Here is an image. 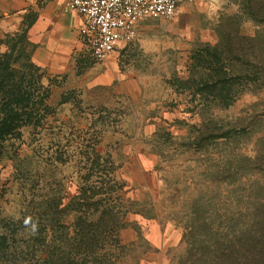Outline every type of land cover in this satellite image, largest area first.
I'll return each instance as SVG.
<instances>
[{
  "label": "rangeland",
  "instance_id": "1",
  "mask_svg": "<svg viewBox=\"0 0 264 264\" xmlns=\"http://www.w3.org/2000/svg\"><path fill=\"white\" fill-rule=\"evenodd\" d=\"M238 28L264 36L243 0H197L172 20L141 22L105 63L87 40L47 68L44 120L0 141V264H44L55 245L68 264H230L214 255L264 230V169L247 160L264 149V91L232 84L246 91L232 103L201 89ZM18 48L24 70L29 49ZM255 54L264 59V46ZM214 124L233 133L198 144ZM110 205L119 221L107 216L97 246L85 245L79 232ZM192 232L205 244L193 254Z\"/></svg>",
  "mask_w": 264,
  "mask_h": 264
},
{
  "label": "trees",
  "instance_id": "2",
  "mask_svg": "<svg viewBox=\"0 0 264 264\" xmlns=\"http://www.w3.org/2000/svg\"><path fill=\"white\" fill-rule=\"evenodd\" d=\"M243 15L247 20L256 23L261 30L263 28L262 32L264 33V0H243ZM27 32L28 29H24L16 37L8 38L5 40L6 50L4 52L0 50V141L16 135L26 124L44 120V114H47L49 110L48 100L50 95L47 90L48 87L43 84L44 74L32 62L30 50L26 55L27 65L24 70L19 69L20 60L14 56L18 52L20 43L25 49H29L27 46ZM2 44L4 42L0 43V48ZM262 46H264V36H261L260 31L255 36H245L238 28L234 35H225L221 40L220 52L217 53L216 59L211 62L215 64L210 73L212 82L203 83L201 91L207 90V95L215 98L224 97L232 103L238 100L239 95L246 92L241 91L239 88H232V84L238 87L244 84L245 87L247 82L255 81L258 89L260 88L258 91H264V59L255 56V53ZM25 49L23 50L26 51ZM201 80L204 81V79ZM203 127H205V132L200 131L197 137L198 144L216 141L233 133L228 131L222 133L216 128L215 124L213 127L208 128V125ZM247 160L256 163V168L264 169V149L259 153L257 151L253 158L247 157ZM83 193L85 191L81 188L76 199H84ZM88 204L84 203L82 206L85 207ZM95 206L102 208V201L97 202ZM98 210L100 209L98 208ZM114 212H116L115 208L110 205L101 211L100 218L92 228L83 226L82 232H79V234L85 245L95 248L97 243L100 242V239L94 233V229H98L96 228L98 223L102 228L110 221L113 225L116 221H119L118 219H112L115 216ZM107 216H109L108 220L111 219L109 222L106 220ZM121 220L123 226H125V213H123L120 222ZM256 220L258 218L255 217L252 222L258 223ZM192 233L191 236L194 242L191 243L193 247L191 254L197 251L196 246H201L202 249L205 248V244L202 243L204 241L199 238V235L196 236L197 232ZM235 238V242H230L232 247H229L226 252L222 251L220 256L214 255L215 259H223L230 262V264H264V230L260 232L259 230L246 231L243 236H236ZM5 241V238H0V245H6ZM64 241L65 239L62 238L61 243H64ZM120 241V235H118L117 242L120 243ZM235 243H239L240 246L235 247ZM57 246L55 245L52 249L49 247L47 256L43 259L44 264H68V257L65 255L60 257ZM191 257L193 256L191 255Z\"/></svg>",
  "mask_w": 264,
  "mask_h": 264
},
{
  "label": "crops",
  "instance_id": "3",
  "mask_svg": "<svg viewBox=\"0 0 264 264\" xmlns=\"http://www.w3.org/2000/svg\"><path fill=\"white\" fill-rule=\"evenodd\" d=\"M65 2L66 0H0V43L4 42L0 50H6L5 40L28 29L31 59L44 74L43 84L48 75L47 68L63 66L73 55L80 56V50L87 48L84 17L76 12L66 13ZM114 54L103 62H96L105 63Z\"/></svg>",
  "mask_w": 264,
  "mask_h": 264
},
{
  "label": "built area",
  "instance_id": "4",
  "mask_svg": "<svg viewBox=\"0 0 264 264\" xmlns=\"http://www.w3.org/2000/svg\"><path fill=\"white\" fill-rule=\"evenodd\" d=\"M197 0H66L64 11L84 17V32L92 56L103 62L123 45L134 41L141 22L172 20Z\"/></svg>",
  "mask_w": 264,
  "mask_h": 264
}]
</instances>
